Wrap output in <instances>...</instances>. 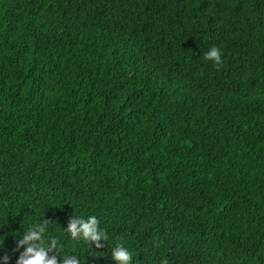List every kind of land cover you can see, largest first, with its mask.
<instances>
[{"label": "trees", "instance_id": "trees-1", "mask_svg": "<svg viewBox=\"0 0 264 264\" xmlns=\"http://www.w3.org/2000/svg\"><path fill=\"white\" fill-rule=\"evenodd\" d=\"M42 220L59 264H264V0H0V264Z\"/></svg>", "mask_w": 264, "mask_h": 264}, {"label": "clouds", "instance_id": "clouds-1", "mask_svg": "<svg viewBox=\"0 0 264 264\" xmlns=\"http://www.w3.org/2000/svg\"><path fill=\"white\" fill-rule=\"evenodd\" d=\"M205 58L213 60L217 65L222 63L220 50L215 47L206 53ZM48 225L47 220H42L23 233L17 241V250L23 246L24 251L20 252L16 264H59L55 255L51 257L48 255L50 251H58L56 239H51L47 244L45 242L44 236ZM65 231L73 240H83L91 246L95 244L96 249L103 247L101 240L107 241L108 239L107 234L99 229V222L95 216L87 219L75 216L70 220ZM111 254L116 264H131V253L121 244L118 243ZM8 259L7 256L3 257L4 264H8ZM62 264H81V262L79 257L68 255L63 257ZM162 264H168L167 260L162 261Z\"/></svg>", "mask_w": 264, "mask_h": 264}]
</instances>
